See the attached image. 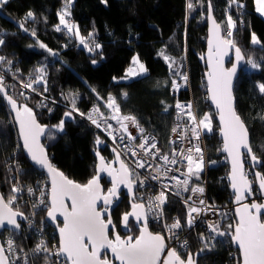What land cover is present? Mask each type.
I'll return each mask as SVG.
<instances>
[{
  "label": "trees",
  "instance_id": "obj_1",
  "mask_svg": "<svg viewBox=\"0 0 264 264\" xmlns=\"http://www.w3.org/2000/svg\"><path fill=\"white\" fill-rule=\"evenodd\" d=\"M188 2L189 0H107L105 3L104 0H74L70 19L79 26L83 36L87 37L89 32H94L96 42L102 45V49L96 53L83 49L78 40L67 34L66 30H55L59 24L58 13L64 7L65 0H8L7 4L0 7V38L5 40V44L0 46V56L12 61L10 68L18 70V74L11 75L7 64L0 65L1 74L9 79L5 86L18 103L27 104L33 109L41 125L47 126L44 147L53 166L66 177L85 184L95 175L96 151L106 160H111L112 157L107 142L79 115L74 114V121L66 120L63 132L56 133L52 128L59 123L64 112L70 110L69 94H77V107L85 113L94 104H101V110L107 113L103 103L92 92L93 88L105 99L109 94L113 95L122 113L134 115L145 131L155 136L159 147L165 151L177 101H192L199 117L202 113L211 111L207 104L203 77L205 69L201 63L206 49L208 0H191L194 6L191 10L187 8ZM239 3L244 7L240 8L237 4L229 7V0H211L214 18L222 25V30L226 29L225 16L231 15L236 22L232 36L236 45L246 59L251 57L261 64L258 70L242 71L236 81L234 98L237 114L248 129L250 146L261 162L258 172L264 174V94L257 87L259 83H264V47L261 46L264 45V17L256 11L255 0H239ZM29 11L35 13L36 19L25 23V27L29 29L25 33L18 25ZM32 29L36 31V37L31 35ZM253 33L261 41V45L251 43ZM37 41L46 44L57 55L50 56L39 47ZM161 51L175 59L177 65H182L180 70L187 74V84L170 73L168 64L159 55ZM134 56L139 57L147 68V73L128 82H117L131 66ZM92 59L97 63L93 64ZM40 66H46L48 91L43 96L37 92L30 96L20 95L18 84L25 82L30 75L34 76L35 69ZM13 77L15 82L12 81ZM113 77L117 79L113 80ZM173 79L182 85L176 95H172L170 90ZM35 87L38 92H43V85ZM123 93H127L126 98ZM41 100L47 107L38 106ZM166 106L167 112L164 111ZM49 108L52 109L51 112L48 111ZM49 133H54L55 138L50 139ZM204 136L208 167L194 185H199L205 179L209 204L231 205L232 196L226 182L228 166L220 153L221 142L215 129L211 132L204 131ZM97 137L103 141L102 144H96ZM14 159L22 168L23 184L32 183L39 177L45 180L23 156L12 118L0 98V193L5 199L12 194V177L16 174ZM256 193L255 190V196L258 197ZM171 206V212L184 220L186 206L176 202ZM13 208L25 212L24 206L19 203ZM120 212L118 209L114 214L115 220H118ZM232 218L231 215L229 220L220 223L222 230L229 223L233 224ZM9 233L19 252L28 255L32 253L36 243L32 232L20 229ZM200 233H204L203 229L197 226L189 235V252L194 255L204 247ZM232 252L235 251L232 249L230 236L219 237L211 250L203 251L204 255L198 258L197 264H236V257L231 256ZM44 262L45 258L40 256H29L27 264Z\"/></svg>",
  "mask_w": 264,
  "mask_h": 264
},
{
  "label": "snow or ice",
  "instance_id": "obj_2",
  "mask_svg": "<svg viewBox=\"0 0 264 264\" xmlns=\"http://www.w3.org/2000/svg\"><path fill=\"white\" fill-rule=\"evenodd\" d=\"M106 3L107 0H104ZM8 0H0V7L7 4ZM74 0H65L64 7L58 13L59 24L56 25L55 30L60 32L66 30L67 34L75 37L79 45L89 53H96L102 49V45L96 42L94 32H89L87 37L80 33L79 26L73 23L71 17V7ZM256 11L264 15V0H255ZM237 4L238 7L243 8L244 5L239 3V0H229V7ZM193 3L189 0L187 8L193 9ZM35 13L29 11L23 18V22L19 23V28L25 33L29 29L25 27L27 21H35ZM208 19L211 22L210 38L208 40L207 64L209 71L207 72V88L209 97L215 105L219 120L220 133L223 137V146L221 151L228 154L231 158V172L230 182L231 188L234 190L235 202L241 206L236 209V216L238 219L235 224L229 223L226 229L222 230L221 225L217 221H205L207 230L211 235V240L215 241L217 236H230L231 243L235 244L242 257V264H264V203L252 202L251 204H241V201L247 198V195L252 194L251 184L248 175L244 169V162L242 161V149L247 151L253 166L260 164L259 158L253 153L250 146L249 132L241 117L237 114L233 106L232 94V80L237 72L238 65L243 61L247 63L252 69H260L261 64L257 63L253 58L245 59L242 50L236 45L231 38L233 36V29L236 27V22L231 15L226 19V30L224 35H221L222 25L218 23L212 16L211 0H208ZM31 35L36 37L35 29L31 30ZM39 47L49 53L50 56L55 57L57 53L48 48L43 42L37 41ZM251 43L253 45H261V41L253 33L251 36ZM5 44V40L0 38V46ZM264 47V45H261ZM234 49L235 63L231 68L224 67V57L228 55L229 50ZM169 66L170 73L177 76L187 84L188 76L180 69L182 65H177L175 59L167 56L163 51L159 53ZM204 59V57H201ZM93 64L97 61L92 59ZM7 64L8 70L12 61L6 60L5 57L0 56V65ZM132 67H129L125 77L127 79L134 76H140L147 73V68L140 62L138 56L132 58ZM46 66H40L35 69V75H30L29 81L20 82L23 89L37 92L38 95L43 96L44 92L48 91ZM113 77V80H116ZM43 85V92H38L35 85ZM182 85L176 79L171 81V87L178 90ZM261 94H264V83L257 85ZM95 93L96 99L103 103V108L107 109V113L101 110V104H94L87 112H81L77 107V94H69L70 110L65 111L63 117L58 124L53 125L52 128L56 133L64 131L66 120H75V115L85 118L92 125H94L101 132L109 137L113 144L117 140L123 142L124 152L122 153L116 147L112 150L115 153V161H106L100 152L96 151L98 157V165L96 175L88 180L85 184L76 183L64 175L63 172L55 168L48 159L44 146L40 142V137L45 135L46 127L41 125L37 119L32 108L27 104H20L9 94L5 87V76L0 74V98L4 99L11 111L15 114L14 121L18 124L19 135L23 141V148L27 151L31 160L39 165L42 169H46L50 177L51 188L48 193V199H45V192L40 191L38 203H34L33 207L45 206L47 217L56 222L58 215L63 218V226L57 225L59 230V246L55 251L49 249L46 243L41 240L34 249V253H48L49 256L63 257L66 264H112L107 258H102L101 252L105 249H110L115 260L119 264H197L196 256L191 252L186 257H182L176 248L168 247L165 242V237L160 233H153L148 229V213H152L157 218L162 219L164 214V205L167 203V193L175 188L173 194L180 196L181 192L191 191L193 194L203 196L204 188L199 185H194L189 188L191 177L195 176L198 180L200 173L203 171V150L199 144L192 147L181 148L179 151L176 148L171 150V155L161 153L157 147L155 137L145 135V129L134 115L123 114L116 97L109 94L107 98L101 97L96 89H92ZM20 95L24 96L25 92ZM125 98L127 93L122 94ZM27 98V97H26ZM46 99V97L44 98ZM164 104V101H161ZM40 107H47L43 100L38 104ZM175 108L177 110V120L182 116H186L188 120L187 125L177 124L173 127L172 132L181 138L187 132H191L192 137L199 141L202 132L212 131V120L209 114H204L202 118L198 119L192 111L193 105L191 102L182 104L176 102ZM52 111L51 108L48 109ZM168 111V107L164 108ZM264 119V117H262ZM109 121H114L116 127ZM137 129L140 134V143L135 144L137 136L132 135L129 131V126ZM49 138L54 139L55 134L49 133ZM103 141L99 137L96 139V144L100 145ZM175 143V141H170ZM135 157L134 161L136 168H145L147 161L143 157H150L152 159H159L163 163L156 166L155 175L151 178L153 180H160L161 177L170 179L175 182L174 186L163 185L162 189L157 195L149 197L147 204L141 200L136 202L137 197L134 192V185L137 183L139 174L135 173L129 165L122 159V154H129ZM186 158L187 171L181 173L184 179L177 176H168L169 172L180 171L179 168L172 169L168 165H177L180 160ZM114 163H118L119 167H115ZM151 166V165H149ZM107 174L110 178L111 187L107 190L101 185V174ZM256 179L259 182V189L264 193V174L261 172L255 173ZM140 185L144 184L143 180L139 181ZM123 186L127 189L130 201L131 211L123 213L121 222L127 229L129 227L130 218H134L139 225V234L136 236L128 235L126 238H121L119 233L115 231L116 225L113 224L111 210L113 205L120 200V188ZM23 189L13 184L12 194L5 199L0 194V228L6 224L12 228L19 229L21 225L17 222V217L27 219L22 212L14 210L13 205L17 199V193L22 192ZM33 188L29 187L27 192L29 195H35ZM191 201V203H190ZM70 202V203H69ZM186 206V225L192 228L196 225L201 215H207L209 211L213 214L217 210L213 205L206 204L205 200L200 198L193 201L192 196L184 199ZM226 215V213H220ZM111 231L114 238H110ZM165 229L171 234V238H177L176 230L182 229L183 225L179 218L175 219L171 224H164ZM200 240L204 247L200 249L203 252L205 249L211 250V244L208 242L209 237L204 233H200ZM187 240L181 242V247H187ZM167 249V251H166ZM14 241L9 239L7 241V253H14ZM47 261L48 256L44 257ZM19 259V257H16ZM0 264H14L11 257L6 254L5 247L0 244Z\"/></svg>",
  "mask_w": 264,
  "mask_h": 264
},
{
  "label": "built area",
  "instance_id": "obj_3",
  "mask_svg": "<svg viewBox=\"0 0 264 264\" xmlns=\"http://www.w3.org/2000/svg\"><path fill=\"white\" fill-rule=\"evenodd\" d=\"M240 24L242 26L244 25V23L242 21ZM233 31H234V29H233ZM9 71L11 74H14V72H17L18 70L11 68V70H9ZM0 74H1V72H0ZM12 81L15 82V79L12 78ZM28 81H29V78H26L25 82H28ZM18 87L20 88V93L22 91L25 92V96H30L31 94L34 93L31 90L21 88L20 84H18ZM170 90H171L172 95L173 94L176 95L178 92V90L173 89L172 87H170ZM1 101H2V99H1ZM189 102H191L193 105L192 111L195 113L197 118L200 119L198 116V111L195 108V105L192 101H188V102L187 101H180V103H182V104H187ZM85 121L90 126H92L94 129H96L97 131L102 133V135L106 136V134H104L99 129H97L89 121H87L86 119H85ZM109 122L112 123L114 127H116V124L114 121H109ZM177 124H180L182 126L187 125L188 120H187L186 116H182L181 119L178 121L177 120V110H176L172 129H173V127H176ZM172 129H171V133L169 135L168 147H167L166 151L159 147V144L155 138V140L157 142V147L161 150V153L162 154L167 153V154L171 155V150L173 148H176L179 151V149H181V148L186 149V148L192 147L193 145L198 143L199 146L201 147V149L203 150V166L205 167L203 174L206 173L207 166H208V160H207V150H206V145H205L204 132L201 133L200 139H199V141H197L192 137L191 132H187L186 135H184V137L181 138L180 136L173 134ZM144 134L148 135V136L155 137L151 133L145 132ZM132 135L137 136V139L134 143L139 144L141 141H140V134L138 133V131H134V133H132ZM107 139L112 143V145L114 147H116L122 153L124 152V144L128 143V141L121 142V141L117 140L116 144H113L112 140L109 137H107ZM170 141H175V143H170ZM121 158L124 159L125 162L129 165V167L134 171V174L135 173L139 174L137 183L134 185L135 194H136L138 202H141V200H143V202H145V204H147V199L149 197L157 195L161 190H163L162 189L163 185L166 184V185L174 186L175 182L170 180V179L161 177L160 180H153L151 178L153 175L156 174L154 171L155 167L159 166L163 163L159 159H152L150 157H143V159H145L147 161V163H146L145 168L141 169V168L135 167L134 161L136 160V158L132 157L130 155V153L127 155L122 154ZM177 159L180 160V157H177ZM224 162H226L225 158H224ZM14 163H15L14 166L16 167V174H15V176L12 177V181L18 187H21L23 189V191L16 194L17 199H16V202L14 203L13 207H15L17 205V203H20L21 205L25 206L26 213H23V214L25 217H27V219H24V221L20 223L21 227L19 228V230L24 229V230L32 232L34 234V236L36 237V243H35L34 248L32 249L31 254L28 255V254L23 253V252L21 253L17 250L13 236L11 234H9L8 232H5V233L3 232L1 234L2 235L1 244L5 247L6 254H8L11 257V259L14 261V264H27L29 256H40L42 258H44L45 256H48L47 261L45 260V262L43 264H66L65 260L61 257H56L54 255L49 256L48 253H34V249L36 248L37 244L40 243L41 240H43L46 243L47 247L53 251H55V249L58 248V246H59L58 239L55 236V232L45 222V215H46L45 206L42 205V206L36 207V208L33 207L34 203H38V197L40 196L41 190H43L45 192V199L47 200L49 198L48 197L49 186H48V182H46L47 180L45 179L46 180L45 181L40 177L37 178L36 180H34L32 183L30 182L29 184H26V183L23 184L22 180H21V176H22V170L21 169L22 168H20L19 164H17L16 159H14ZM149 165H151V166H149ZM17 167H18V169H17ZM168 167H170L172 169L179 168L180 171L169 172L168 176L169 177L177 176L182 180V179H184V177H183V175H181V173L187 171L186 158L183 160H180L179 164L168 165ZM247 172L249 174H252L251 168H248ZM140 180L144 181V184L142 186L139 183ZM195 182H196V177L195 176L191 177L190 183H189V188H191L195 184ZM199 186H202L204 188V193H203L202 197H200L199 194H193L190 191L181 192V195L177 196V195L173 194L175 191V188L173 187L172 191H169L167 193L168 200H167V203L164 205V214H163L162 219L157 218L152 213H148V227L150 228V230L153 233H160L161 235H163L165 237V242L168 245V247L176 248V250L181 254L182 257H186L187 254L189 253V245H190L189 235L194 228H196L197 226H200L203 229V232L205 233L204 235L206 237H209L208 242L212 246L215 241L211 240V235L207 230V225H206L205 221H217V222L221 223V220H223L224 218L230 217L231 215L233 216V214H234L235 206L233 204L224 205V206H214L215 209L217 210L216 214H213L211 211H209L206 216L202 214L200 219L197 221L196 225L192 228H188L186 225V217L184 220H182L176 214L174 215L171 212V210H172L171 205L174 202H176L178 204H184V199H186L188 196H192L193 201H196V200L202 198L205 200L206 204L211 205V204H209V202L207 200L206 180L203 179L199 183ZM29 187L36 190L35 195H29L28 194L27 189ZM190 203H191V201H190ZM186 212H187V210H186ZM220 213H226V215H220ZM177 218L180 219L183 227L180 230H176V234H177L178 239L177 238H171L170 239L169 237L171 234L165 229L164 224L165 223L171 224ZM219 237L220 236H217L215 238V240L218 239ZM9 239H12L14 241V248H15L14 253H7V241ZM184 240H187V242H188L187 247H181L180 246L181 242ZM166 251H167V249H166ZM234 251L235 252L231 253V256L236 257V264H240L239 254L236 250H234ZM16 257H19V259H16Z\"/></svg>",
  "mask_w": 264,
  "mask_h": 264
},
{
  "label": "water",
  "instance_id": "obj_4",
  "mask_svg": "<svg viewBox=\"0 0 264 264\" xmlns=\"http://www.w3.org/2000/svg\"><path fill=\"white\" fill-rule=\"evenodd\" d=\"M212 16L214 17L213 12H212ZM214 19H215V18H214ZM215 20H216V19H215ZM210 27H211V22H210V20L208 19V15H207V29H206L207 38H206V49H205L204 54L202 55V57H204V59L201 58V63H202V65H203L204 69H205L204 74H203V77H204V81H205V84H206L207 104H208V107L211 109V111H212L213 114H214V120H215L216 125H217V137H218L219 141L221 142L220 153H221V155H223L224 158L226 159V163H227V166H228V169H227V170H228V173H227V177H226V182H227V184H228L229 192H230V194H231V196H232V204L235 206V208H234V214H233V218H232V222H233V224H235L236 220L238 219V217L236 216V209H237L238 207H240L241 205H240V204H237V203L235 202V194H234V190L231 188V182H230V179H229L230 172H231V158L228 157V154H227V153L221 151L222 146H223V137H222V135H221V133H220V127H221V125H220L219 115H218V112H217V109H216L215 105L212 103V101H211V99H210V97H209L208 88H207V75H206V74H207V72L209 71L208 64H207V52H208V47H209V45H208V40H209V38H210ZM221 35H224L223 31L221 32ZM245 59H246V58H245ZM233 63H235V52H234V49H230L228 55L224 57V67H225V68H231ZM246 66H247V63H245V62L242 61V62L238 65V67H237V72H236V74H235V76L233 77V80H232L233 106H234L235 111H236V104H235L236 102H235V98H234V88H235V85H236V81H237V79L239 78V76H240V74L242 73V71L245 70ZM3 101H4L5 105L7 106V109H8V111H9L10 115H11V118H12L13 124H14V126H15V128H16V131H17V137H18V140H19V142H20V144H21V148H22L23 156L25 157V159L28 161L29 165H30L33 169H35L37 172L41 173V174L47 179V182H48V185H49V193H50L51 181H50V177H49V175H48V173H47V170H46V169H42L39 165L35 164V162L31 160V158H30V156L28 155L27 151L23 148V141H22V139H21V137H20V135H19V127H18V124H16L15 121H14V115H15V114L11 111L10 106L7 105V103H6V101H5L4 99H3ZM236 112H237V111H236ZM36 119H37V118H36ZM47 131H48V129L46 128L45 135H42V136L40 137V142H41V144H42L43 146H44V141H45V138H46ZM249 140H250V136H249ZM44 148H45V147H44ZM45 151H46V153H47V150H46V149H45ZM241 151H242V153H243L241 159H242V161L244 162V169H245V171H246V173H247V175H248V179H249L250 181L253 182V183L251 184L252 194H251V195H247V198H246L245 200L241 201V204H244V203L251 204L252 202L264 203V193H262L261 190L259 189V182H258V180L256 179V176H255V173L258 172V169H259L261 163L258 164V165L253 166L252 161H251L250 157H249L248 154H247V151H246L245 149H242ZM110 152H111V155L113 156V159H112V161H109V162H114V161H115V153L113 152L112 149H111ZM47 156H48V153H47ZM48 159H49V162L52 164V162H51L49 156H48ZM105 160H106V159H105ZM106 161H107V160H106ZM98 162H99V161H98V157H97V159H96V167H95V175H96V169H97ZM52 165H53V164H52ZM247 165L250 166V168H251V170H252V174H249V173L247 172ZM114 166L118 168V167H119V164H118V163H114ZM101 175H102V179H101V181H102V180H105L106 182L110 183V178L107 176L106 173H105V174H101ZM101 181H100V182H101ZM110 184H111V183H110ZM101 185H102V184H101ZM122 187H123V186H121V188H120V192H121ZM126 190H127V189H126ZM255 190H256V192H257L256 194L258 195V197L255 196ZM0 194H1V193H0ZM119 201H120V200H119ZM119 201H117V202L113 205L112 210L118 205ZM130 202H131V201H130ZM69 203H70V202H69ZM112 210H111V212H112ZM130 211H131V203H130ZM133 219H134V218H133ZM62 220H63V218L60 217V216L58 215V217H57V221L62 222ZM134 220H135V219H134ZM227 220H229V217L224 218L223 220H221V224H222L224 221H227ZM23 221H24L23 218H21V217H17V222H18L19 224H20L21 222H23ZM57 221H56V222H52V221L47 217V212H46V215H45V222L47 223L48 226H50L51 228H53V229L55 230V232H56V234H57V237H58V243H59V239H60V237H59V230H58V227H57V225H58V224H57V223H58ZM136 223H137V222H136ZM113 224H114V223H113ZM62 226H63V225H62ZM62 226H61V227H62ZM148 229H149V231H151L149 227H148ZM4 231L18 232L19 229L12 228L11 226H9V225L6 224L3 228H0V236H1V234H2ZM110 231H111V226H110ZM151 232H152V231H151ZM230 242H231V240H230ZM0 244H1V239H0ZM231 246H232V248H233L234 250H236V251L238 252V254H239V258H240V264H242V257H241V255H240V253H239V251H238L237 246H236L235 244H233V243H231ZM104 251H106V252L109 254L112 264H119V261H118V260H115V258H114V256H113V254L111 253V250H110V249L102 250L101 253H103ZM203 255H204V253H203V252H200L199 255L196 256V260H197L199 257H202ZM61 258H63V257H61ZM63 259H64V258H63Z\"/></svg>",
  "mask_w": 264,
  "mask_h": 264
},
{
  "label": "flooded vegetation",
  "instance_id": "obj_5",
  "mask_svg": "<svg viewBox=\"0 0 264 264\" xmlns=\"http://www.w3.org/2000/svg\"><path fill=\"white\" fill-rule=\"evenodd\" d=\"M44 179H46V178H44ZM101 184L105 190H107L109 187H111V184L106 182L105 180H102ZM134 192H135V188H134ZM136 202H138V200H136ZM130 203L131 202H130L128 192H127L126 188L122 187L121 192H120V201H119L118 205L111 212L113 223L116 225L115 231L117 233H119L121 238H126L128 235L136 236V232H137V235L139 234V225L136 223V221L133 218H130L129 227L127 229L123 226V224L121 222V217H122L123 213L130 211ZM118 209H120L121 212L118 213V215H117L118 220H115L114 214L117 212ZM57 222H58L57 224H59V226L63 225L62 222H60V221H57ZM53 231L55 232L54 229H53ZM55 236L57 237L56 232H55ZM109 236H110V238H114L112 231L109 232ZM57 239H58V237H57ZM101 256H102V258H107L111 261L110 256L106 251L101 253ZM197 263H198V259H197Z\"/></svg>",
  "mask_w": 264,
  "mask_h": 264
},
{
  "label": "rangeland",
  "instance_id": "obj_6",
  "mask_svg": "<svg viewBox=\"0 0 264 264\" xmlns=\"http://www.w3.org/2000/svg\"><path fill=\"white\" fill-rule=\"evenodd\" d=\"M260 16H262V17H264V15H261V14H259ZM227 19V15L225 16V20ZM236 29V27L234 28V30ZM226 30V29H225ZM223 31V30H222ZM234 32V31H233ZM223 33H224V31H223ZM232 38V37H231ZM233 39V38H232ZM133 65L131 64V66L130 67H132ZM128 70V69H127ZM127 70H126V72H127ZM245 70L246 71H253L254 69H252L250 66H248L247 68H245ZM126 72H125V74H126ZM14 73H17V72H14ZM18 74V73H17ZM11 75H13V74H11ZM144 75V74H143ZM143 75H140V76H143ZM140 76H134V77H130V78H127V79H122L123 77H125V75L121 78V79H119V80H116L117 82H128V81H131V80H133V79H136V78H138V77H140ZM7 77L5 76V85H6V83L7 82H9V79L7 78ZM13 79H15V77H13ZM6 87V86H5ZM10 94V93H9ZM174 95V94H173ZM2 99V98H1ZM2 104L5 106V108H6V110H8L7 109V106L5 105V103H4V101H3V99H2ZM211 110V109H210ZM8 113H9V111H8ZM204 114H209L210 115V117H211V120H212V130L213 129H215L216 130V133H217V126L215 127V125H214V120H213V118H214V114H213V112L212 111H207V112H204V113H202V116H200L199 118H202L203 117V115ZM9 115H10V113H9ZM11 116V115H10ZM82 119L83 120H85V118H83L82 117ZM216 124V123H215ZM13 127H14V129H15V133H16V136H17V131H16V128H15V126H14V124H13ZM94 129V128H93ZM97 133H99V135L107 142V144L110 146V148L111 149H113L114 148V146L112 145V143L107 139V137L106 136H104V135H102V133H100L99 131H97L96 129H94ZM129 131L130 132H132V133H134V131H137V129L136 128H134V127H132L131 125L129 126ZM146 132V131H145ZM18 138V137H17ZM112 156V155H111ZM112 159H113V156L111 157V160L110 161H112ZM208 167V166H207ZM204 166H203V171H204ZM203 171L201 172V173H203ZM20 204V203H19ZM24 208H25V206H24ZM23 208V209H24ZM15 210V209H14ZM25 210V212L23 211H21L22 213H26V208L24 209ZM47 224V223H46ZM5 233V232H4ZM9 233V232H8ZM9 234H11V233H9ZM2 238V235H1V237H0V239Z\"/></svg>",
  "mask_w": 264,
  "mask_h": 264
},
{
  "label": "bare ground",
  "instance_id": "obj_7",
  "mask_svg": "<svg viewBox=\"0 0 264 264\" xmlns=\"http://www.w3.org/2000/svg\"><path fill=\"white\" fill-rule=\"evenodd\" d=\"M18 142H19V140H18ZM20 143V142H19ZM15 184V183H14Z\"/></svg>",
  "mask_w": 264,
  "mask_h": 264
}]
</instances>
